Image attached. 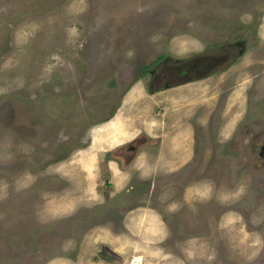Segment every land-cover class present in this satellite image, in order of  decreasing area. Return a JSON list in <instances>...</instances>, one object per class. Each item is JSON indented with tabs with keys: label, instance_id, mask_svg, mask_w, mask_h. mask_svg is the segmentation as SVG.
<instances>
[{
	"label": "rangeland",
	"instance_id": "rangeland-1",
	"mask_svg": "<svg viewBox=\"0 0 264 264\" xmlns=\"http://www.w3.org/2000/svg\"><path fill=\"white\" fill-rule=\"evenodd\" d=\"M237 40L209 78L146 90L160 58ZM244 123L263 130L236 153ZM257 142L264 0H0V264H264Z\"/></svg>",
	"mask_w": 264,
	"mask_h": 264
},
{
	"label": "flooded vegetation",
	"instance_id": "flooded-vegetation-1",
	"mask_svg": "<svg viewBox=\"0 0 264 264\" xmlns=\"http://www.w3.org/2000/svg\"><path fill=\"white\" fill-rule=\"evenodd\" d=\"M253 39H255V35L252 36V40ZM249 41L250 40H237L231 45L227 44L224 47H219L213 50L210 49L208 52H201L200 54L194 55H185L178 58L169 55L164 56L160 58V60H158L151 69L144 67V70L141 72V74L148 76L146 90L149 92L152 91L153 93L151 95H154L160 92H167L181 86H186L205 80L235 62L236 59L241 58ZM226 104V100L223 99L219 108L216 109V112L220 115L217 114L216 116L222 115ZM254 113H257V108L254 109ZM258 120L259 119H252V122L256 123ZM210 121L211 122L208 126L209 129L207 133H211L210 130L212 129V117H210ZM218 122H221V118L218 119ZM254 123H250V127H248L245 123L242 124L239 133L229 141V145L235 149L236 153L238 150L242 151L244 149V147L240 144L244 143V145H246L253 139H258V137L261 135L260 132L263 130V127ZM214 128L217 129L220 127L219 125L215 124ZM245 132L250 133L249 137H251V139L246 138L242 141L241 139L245 136ZM201 138L204 139V136L201 135ZM257 145L258 146L255 156L256 158H259L261 155H264L262 150L260 152V149L264 148V144L262 142L261 144L257 142ZM133 149L134 147L131 144L129 150L133 151ZM250 156L253 155L250 154ZM208 161L212 162V157H210ZM190 239L191 238H187L181 241H184L183 244H185V242L189 241Z\"/></svg>",
	"mask_w": 264,
	"mask_h": 264
},
{
	"label": "crops",
	"instance_id": "crops-1",
	"mask_svg": "<svg viewBox=\"0 0 264 264\" xmlns=\"http://www.w3.org/2000/svg\"><path fill=\"white\" fill-rule=\"evenodd\" d=\"M158 227V228H157ZM138 229V228H137ZM156 229H162V222L160 221L159 223H155L154 227H150L148 228L146 233H149L150 237H148L150 240H156L159 238V236H157V231Z\"/></svg>",
	"mask_w": 264,
	"mask_h": 264
}]
</instances>
